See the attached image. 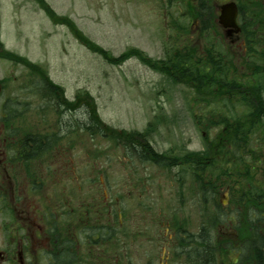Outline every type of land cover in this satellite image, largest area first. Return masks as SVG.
<instances>
[{
    "label": "rangeland",
    "instance_id": "1",
    "mask_svg": "<svg viewBox=\"0 0 264 264\" xmlns=\"http://www.w3.org/2000/svg\"><path fill=\"white\" fill-rule=\"evenodd\" d=\"M224 2L210 0L211 5ZM192 7L191 0H0V41L9 54L23 58L0 59V82L4 85L3 104L15 107L22 129L29 128L33 135L59 134L64 138L65 151L75 158L81 172L96 167L98 182L102 176L107 197H118V206L135 193L131 211L136 218L141 217L144 205L154 214L160 207L171 218L187 222L188 229L195 232L201 208L193 192V174L182 170L181 183L175 175H180L181 166L166 168L142 162L105 130L148 132L147 138L159 152L173 150L181 155L203 148V130L206 122L221 112L219 104L208 106L189 86L169 81L135 56L113 62L133 48L161 58L181 39L184 27L192 29L189 38L194 42H220L222 29L204 36ZM88 43L108 51L110 59ZM222 47L218 45L220 50ZM236 51L239 55L242 48ZM38 66L62 87L64 100L75 101L78 93L90 98L104 124L101 131L92 135L79 126L88 119L85 106L61 109L53 97L37 90L42 80L35 70ZM238 68L246 71L239 62ZM216 129L209 130L210 137ZM261 136H254L251 143L258 153H264ZM262 167L255 175L264 182ZM87 175L85 171L81 177ZM136 187L145 192L149 187L156 194L140 197ZM222 195H216V200Z\"/></svg>",
    "mask_w": 264,
    "mask_h": 264
},
{
    "label": "flooded vegetation",
    "instance_id": "2",
    "mask_svg": "<svg viewBox=\"0 0 264 264\" xmlns=\"http://www.w3.org/2000/svg\"><path fill=\"white\" fill-rule=\"evenodd\" d=\"M228 1L236 2L240 30L230 32L229 28L218 24L223 3L211 5L209 0L216 23L211 31L215 33L222 29L223 36H220V42H197L205 61L208 62L212 50L217 55L223 52L227 59L228 55L235 56V64L236 48H242L237 58L241 67L246 69L244 57L251 64L263 63L264 51L249 52L251 48H264L261 22L251 26L250 30L259 31V34L249 35L250 47L244 22L246 17H254L256 2L264 5V0ZM253 35L257 40L251 41ZM218 45L223 46V50ZM3 52L0 41V59ZM247 53L253 55L248 57ZM207 70H210L209 66ZM3 87L0 82V264H264V243L259 249L248 248L246 253L251 258L242 261L245 250L241 246L245 243L241 238L244 235L237 224L244 219L236 217L235 173L218 180L217 193L223 194L218 203L228 212L218 218L210 232L205 228L201 233L178 232L176 220L168 214L163 216L160 207L154 214L147 212L150 209L144 205L143 211L148 214L141 212V217L136 218L131 211L132 192L119 207L118 197L116 200L107 197L102 176L98 182L96 167L82 171L88 175L81 177L78 162L65 151L64 138L58 135L48 151L34 154L31 130L22 129L21 122L10 112L12 107L3 104ZM215 92L223 91L216 89ZM205 101L208 106L219 104L221 112L215 115L216 119L206 122L203 148L199 151L206 158L216 156L219 161L226 162L225 165L236 168V140L219 135L221 123H216L225 111L223 102ZM222 128L226 130L227 126ZM210 129H216L213 137L209 136ZM192 151L198 150L189 152ZM47 174L51 177L46 178ZM143 181L147 183L148 179ZM136 188L140 197L152 192L149 187L146 192ZM152 193L156 194L155 191ZM115 215L119 225L114 227L119 231L113 232V226L109 224L105 232H94L96 225L105 224L106 220L115 221ZM216 227L218 231H215ZM199 237L201 248L198 252L193 249L198 243L191 241Z\"/></svg>",
    "mask_w": 264,
    "mask_h": 264
},
{
    "label": "trees",
    "instance_id": "3",
    "mask_svg": "<svg viewBox=\"0 0 264 264\" xmlns=\"http://www.w3.org/2000/svg\"><path fill=\"white\" fill-rule=\"evenodd\" d=\"M192 4L195 9V17L200 22V32L204 35L206 33H213L211 29L214 28L216 23L214 22L213 8L209 4V0L192 1ZM256 5L257 8L253 11L254 17L248 16L244 22L247 26L249 47V35L251 33L259 34V31H251V26L256 22H261V30H264V5L260 1H257ZM181 32V39L175 42V45L170 49H167L165 55L161 58H151L139 49L133 48L125 52L126 54L121 56V59L115 58L116 60H113V62H123L125 58L135 56L140 58L150 68L165 76L169 81L189 86L200 96L201 100L220 99L217 102H223L225 111L222 115L220 114L221 119L219 118V122H213L221 123L219 131L222 132L219 135L229 137L232 141L236 140V168L225 165L226 162L219 161L216 156L213 159L206 158L201 151H186L181 155L176 154L173 150L159 152L152 145L150 139L147 138L148 132H126L125 130L116 128H106L105 130L113 137L112 139H114L115 143L125 148L127 153L128 151L135 153L142 162L148 161L162 167L166 166V168L181 166L180 175L179 173L175 174L181 183L184 179V176H181L182 170H184V174L189 171L193 174L194 196H198L200 201V223L194 232L188 229L187 222H181L178 219L175 222L178 232H210L211 228L216 225L215 223L218 218L227 215L222 205L216 200L217 189H219L218 180L222 176L235 173V183L237 185L236 217L244 219L240 220L237 224L239 232L244 235L241 238L242 242L245 243L244 246H241L245 250L244 255L241 257L242 261L244 259L247 260L251 258L246 253L248 252L247 249H259L264 243V182H261L256 177L257 175H255L260 169V165H264V153H258L257 148L251 145L254 136L258 137L259 133L263 135L261 136V140L259 139V144L261 146L264 145V61L263 63L258 61L251 64L244 57V63L248 72H241L238 68V54H236L235 65V56L228 55L229 59H227V56L223 52L217 55L211 50L209 60L206 62L204 54L200 49V44L189 38L192 36V29L184 27ZM184 35L186 36L182 39ZM81 40L85 41L83 38ZM255 40H257L256 37L254 35L251 36V41ZM88 45L91 49H95L96 47L89 43ZM97 50L101 51L107 59H110L109 54H107L108 51L103 48H97ZM253 50L254 52H263L264 48L261 50L251 48L249 52ZM1 55L10 60L23 59L14 57L9 52H3ZM252 55V53H247L248 57ZM262 57H264V53ZM26 63L28 64V62ZM207 66L210 67L209 71L207 70ZM35 68L36 71L40 72L42 77L37 90L43 92V96L53 97L61 109L67 106L72 111V108L76 109L85 106L87 108L88 119L79 126H82L92 135L102 130L104 124L98 116L96 105L88 96L82 98L80 97L81 93H78L75 101L64 100L62 87L52 82L47 72L42 71L39 66ZM216 89L223 92L216 93ZM235 99L236 103L234 102ZM14 109L15 107L10 108L13 116L18 112ZM223 125L227 126L226 130L222 128ZM224 131H226L225 134ZM58 135L39 136L32 134L33 153L38 154L48 151L53 146ZM259 154H261V157ZM263 175L264 171H261V176ZM117 217L115 221L109 222L106 220L104 221L105 224L96 225L94 232H105V229H109V224H112L113 232L119 231L114 227L115 225H119ZM205 224H207L208 229ZM200 239V237L193 238L191 241L198 243L193 246V249L198 252L201 248Z\"/></svg>",
    "mask_w": 264,
    "mask_h": 264
},
{
    "label": "water",
    "instance_id": "4",
    "mask_svg": "<svg viewBox=\"0 0 264 264\" xmlns=\"http://www.w3.org/2000/svg\"><path fill=\"white\" fill-rule=\"evenodd\" d=\"M237 5L235 2H229L221 6V14L219 16V22L225 28H229V31L236 32L240 30L237 23Z\"/></svg>",
    "mask_w": 264,
    "mask_h": 264
}]
</instances>
